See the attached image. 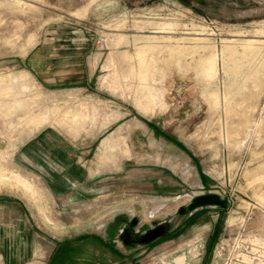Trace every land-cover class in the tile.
Here are the masks:
<instances>
[{
    "label": "rangeland",
    "instance_id": "obj_1",
    "mask_svg": "<svg viewBox=\"0 0 264 264\" xmlns=\"http://www.w3.org/2000/svg\"><path fill=\"white\" fill-rule=\"evenodd\" d=\"M161 25L167 28L159 31ZM54 27L81 29L98 43L103 55L91 80L46 91L24 69L21 57L45 29ZM201 36L203 40H195ZM249 38L259 46L260 56L255 60L244 56L238 74L225 70L222 47L231 44L240 52ZM143 45L147 49L143 58L150 62L148 80L159 95L152 121L137 101L142 90L138 82L142 58L137 51ZM174 45H182L187 54L177 60L167 58ZM209 52L217 53L212 80L204 79L196 62ZM260 58H264V0H0V176L19 173L35 188L34 195L11 182L0 188V197L7 200L0 202L5 203L0 208V264H264V62L259 64ZM254 67L259 75L250 77ZM212 90L219 93L218 104L209 100ZM45 109L51 113L47 123L86 140L85 156L103 154L98 164L104 166L122 156L124 112L127 118H141L148 127L153 124L168 140L165 154H182L183 163L169 173L159 172L160 179L178 180L180 185L152 188L148 174L147 186L145 182L132 186L130 193L115 183L110 194L92 193L89 198L95 199L83 206L60 203L15 157L17 147L37 128L34 113ZM65 113L68 119L63 118ZM162 120L168 124L159 126ZM107 137L111 146L104 145ZM139 151L151 156L155 149ZM150 167L148 171L155 170V165ZM184 174L187 180L181 184ZM196 191L215 192L226 204L179 213L178 207H186ZM150 198L162 203L147 204ZM147 207L153 210L151 216L143 211ZM95 210L100 213L96 219ZM120 216H136L140 232L164 219L170 227L149 243L129 247L119 238ZM92 238L99 245L82 246ZM179 256L184 259L178 261Z\"/></svg>",
    "mask_w": 264,
    "mask_h": 264
},
{
    "label": "crops",
    "instance_id": "obj_2",
    "mask_svg": "<svg viewBox=\"0 0 264 264\" xmlns=\"http://www.w3.org/2000/svg\"><path fill=\"white\" fill-rule=\"evenodd\" d=\"M102 55L98 43L92 37L87 36L83 30L54 27L45 29L42 36L36 39L21 60L24 63V69L43 89L54 91L65 89L57 87H68L80 81L91 80L101 64ZM14 75L12 77H15ZM144 98L145 96L139 91L137 101L143 110ZM47 111L49 110L45 109L41 110V113H34L38 122L37 128L17 147L15 157L17 163L29 167L38 176L45 188L58 197L60 203L83 206L95 199L96 196L89 198L92 193L110 194L113 190H109V187L114 186L115 183L122 190L130 193L132 186L141 183L144 185V182L147 186V180L144 181V179L148 174L151 176L149 186L152 188L159 186L161 189H167L170 188L169 186L172 188L177 184L180 185L178 180L162 181V174H158L159 172L169 173L168 170L175 168L177 163L182 164L183 162L181 153L165 154L168 140L164 135L156 132L153 124L148 127V124L144 123L141 118L137 116L127 118V113L124 112L122 118H124L123 126L126 129L121 136L122 156L117 163L110 160L104 166L98 164V159L103 160L101 159L103 154L85 156V152H89L88 149H84L89 146L86 140H79V137L70 136L55 124L47 123L51 116L50 111L48 113ZM67 117L69 115L65 113L63 118L67 119ZM74 117L76 114L72 115V119ZM147 117L149 121H152L157 115L151 113L147 114ZM166 124L168 123L162 120L158 125ZM108 138L104 139L105 146H111V139ZM140 147L154 148V154L150 156L147 152L142 153L139 151ZM125 150L128 155L124 154ZM114 154H112L113 157ZM183 160L187 162V165L190 164L189 161H185V158ZM154 165L155 170L148 171V168ZM184 175L181 184L187 180V174ZM200 192L202 191L198 193ZM2 201L7 200L1 198L0 202ZM3 204L5 205V203H0V208H3ZM74 246L70 248L73 249ZM92 250L90 248L91 257Z\"/></svg>",
    "mask_w": 264,
    "mask_h": 264
},
{
    "label": "bare ground",
    "instance_id": "obj_3",
    "mask_svg": "<svg viewBox=\"0 0 264 264\" xmlns=\"http://www.w3.org/2000/svg\"><path fill=\"white\" fill-rule=\"evenodd\" d=\"M19 2V1H21V0H16V2ZM20 4V3H19ZM75 11V10H74ZM76 12V11H75ZM79 12V10H77V13ZM77 15V14H76ZM165 25V24H164ZM167 26V25H166ZM166 26H160V29H159V31H163L164 30V28H167ZM166 30V29H165ZM118 32V31H117ZM201 34V33H200ZM165 36V35H164ZM156 38V37H155ZM169 38V37H168ZM197 37H195V40H198V39H202V36H201V38H197ZM205 38V37H204ZM159 39V38H158ZM141 40V39H140ZM203 40V39H202ZM205 40V39H204ZM232 40V39H231ZM147 41V40H146ZM200 41V40H199ZM151 42V41H150ZM255 40L253 39V38H249V39H247V40H244V44H243V48H242V51H240L239 52V50H237L236 49V47H234L233 45H231V44H227V45H223L224 47H222V49H221V55L223 56V57H226V59H224V64H223V67L225 68V70H228V71H230L232 74L233 73H237L238 74V72H239V70L242 68V65L244 66V60H242L243 58H244V56H247V55H250V57L252 56V59H253V57H256L257 55L258 56H260L259 55V53H261V52H259V46L258 47H256L255 45ZM201 45H203V44H201ZM200 45V46H201ZM206 45V44H205ZM241 45V44H240ZM149 46V45H148ZM154 46V45H153ZM182 46V45H181ZM181 46H179V45H174V46H172V47H169V51H168V57L167 58H169L170 60H177L178 58H180V56H182V55H184L186 52V50H184V49H182L183 47H181ZM200 46H198L197 45V47H200ZM139 47V46H138ZM150 47V46H149ZM155 47V46H154ZM202 47V46H201ZM200 47V48H201ZM207 47V46H206ZM214 47V46H213ZM238 47V46H237ZM192 48V47H191ZM203 48H204V46H203ZM190 49V48H189ZM196 49V48H195ZM198 49V48H197ZM202 49V48H201ZM262 49V48H261ZM191 51L192 50H194V49H190ZM189 50V51H190ZM211 50V49H210ZM215 50H216V48H215ZM150 51V50H149ZM23 52H25V51H23ZM145 52H147V49L144 47V45L143 46H141V47H139L138 48V51H137V54L140 56V58H142L141 60H140V68H139V73H138V82H139V87H141V91H140V93H142L143 94V96H145V97H147V99H149V104H145L146 106L144 107V111H148V113L149 114H151V113H153V111L155 110V108H156V106L159 104V98H158V96H156L157 94L154 92V84L152 85L151 84V82L148 80V73H147V67L149 66V64H150V62H146V60L143 58V56H144V53ZM196 53V52H195ZM208 53V52H207ZM210 53V52H209ZM125 54V53H124ZM187 54V53H186ZM130 55V54H129ZM192 55V54H191ZM194 55V54H193ZM206 55V54H205ZM262 55V54H261ZM237 56H240V57H237ZM145 57V56H144ZM129 58V57H128ZM153 59V58H152ZM246 59L247 60H249V56H248V58H245V61H246ZM169 60V61H170ZM253 60H255V58L253 59ZM148 61V60H147ZM260 61H262L261 63L259 62V59H258V62H259V64H261L262 65V63L264 62V58L263 59H261L260 58ZM197 62V67H198V69H199V71L201 72V74L204 76V79H205V77L206 78H211V77H215L216 76V73H217V53L216 52H212V53H210L209 55H206V56H199V59L196 61ZM252 60H251V64H252ZM256 62V61H255ZM174 63H177V62H174ZM181 63V62H180ZM191 63V62H190ZM249 63V62H248ZM170 64V63H169ZM183 64V63H182ZM245 64H246V62H245ZM195 65V64H194ZM152 66V65H151ZM177 66V65H176ZM240 66H241V68H240ZM246 66V65H245ZM255 67H256V65H255ZM255 67L253 68L254 69V72H252L251 73V75H249L250 77L251 76H253L254 74H256V75H254L253 77H257V75H259V73L257 74V72H259L257 69H255ZM194 69V68H193ZM242 70V69H241ZM240 70V71H241ZM121 71V70H120ZM150 71H151V68H150ZM153 71V70H152ZM200 72H199V74H200ZM19 73V72H18ZM151 73V72H150ZM226 73H227V71H226ZM230 73V74H231ZM240 74H242V72L240 73ZM17 75V74H16ZM114 75V74H113ZM118 75V74H117ZM127 75V74H126ZM19 76V75H18ZM134 76V75H133ZM248 76V75H247ZM7 77V76H6ZM119 77V76H118ZM151 77V76H150ZM252 77V78H253ZM19 78V77H18ZM115 78V77H114ZM12 79V78H11ZM20 79V78H19ZM136 79V78H135ZM258 79V78H257ZM4 80V79H3ZM210 80H212V78L210 79ZM262 80V79H261ZM16 81H18L17 80V78H16ZM207 82H208V80H206ZM205 81V83H207ZM102 82V81H101ZM211 82V81H210ZM132 83H133V81H132ZM235 83V82H234ZM244 83V82H243ZM210 84V83H209ZM230 84V83H229ZM206 85V84H205ZM252 85H253V82H252ZM255 85H256V83H255ZM26 86V85H25ZM162 86V85H161ZM3 87V86H2ZM10 87V86H9ZM6 88V87H5ZM239 89V88H238ZM241 89V88H240ZM140 90V89H139ZM67 91V90H66ZM162 91V90H161ZM240 91V90H239ZM17 92V91H16ZM160 92V91H159ZM204 92V91H203ZM223 93V92H222ZM139 94V93H138ZM141 95V94H140ZM204 95V94H203ZM207 95V94H206ZM236 95V94H235ZM247 96V95H246ZM223 97V96H222ZM230 97H231V95H230ZM161 98H163V97H161ZM146 99V98H145ZM206 99V98H205ZM212 100V104H218V102H219V93L215 90V91H213L212 90V92H210V97H209V100ZM229 99V98H228ZM234 99H235V97H234ZM228 101V100H227ZM230 101V100H229ZM141 102V101H140ZM210 102V101H209ZM225 102H226V100H225ZM234 102H236V101H234ZM146 103H148V102H146ZM226 103H228V102H226ZM1 104V103H0ZM162 104V103H161ZM230 104L231 103H229V106H230ZM44 105V104H43ZM56 105H58V104H56ZM163 105V104H162ZM12 106H13V104H12ZM47 106V105H46ZM143 106V105H142ZM227 106V105H226ZM232 106V105H231ZM230 106V107H231ZM225 107V106H224ZM11 108V107H10ZM49 108V107H48ZM212 108V107H211ZM228 108V107H227ZM248 109V108H247ZM86 110V109H85ZM142 110V109H141ZM55 111V110H54ZM53 111V112H54ZM49 111H47V113H48ZM57 112V111H56ZM41 113V112H40ZM39 113V114H40ZM246 113V112H245ZM43 115H44V113H42ZM51 114V113H50ZM55 114V113H54ZM74 115V114H73ZM38 116V115H37ZM66 117V116H65ZM46 118V117H45ZM75 118V117H74ZM38 119H39V117H38ZM68 119V118H67ZM46 120V119H45ZM53 120V119H52ZM82 120V119H81ZM247 120V119H246ZM40 121V120H39ZM241 121V120H240ZM46 122V121H45ZM105 124V123H104ZM79 126H77V128H78ZM128 127V126H127ZM126 132V131H125ZM124 132V133H125ZM233 132V131H232ZM238 132V131H237ZM233 133H235V132H233ZM231 135H233L232 133H231ZM124 136V135H123ZM226 136V135H225ZM226 137H228V135L226 136ZM109 139V138H108ZM229 139H231V138H229ZM232 140H233V138H232ZM241 140V139H240ZM125 143V142H124ZM239 143H240V141H239ZM102 155V154H101ZM175 165V164H174ZM189 171V170H188ZM7 182H11V184L13 183L14 184V186H17L18 188L19 187H23L26 191H29V193L31 194V195H34V192H35V188H34V186L30 183V181L26 178V177H24V176H22L21 174H19V173H16V172H11L8 176H4V174H2L1 176H0V188H2V187H4L5 185L4 184H6ZM12 184V185H13ZM198 191H196V192H192V194L194 195V194H196ZM190 195V194H189ZM159 199H157V198H150L149 199V201L147 202L146 201V203L147 204H149V202L151 203V204H155L157 201H158ZM174 200V199H173ZM159 203H162L160 200H159ZM170 204V203H169ZM86 207V206H85ZM94 207V206H93ZM146 207V206H145ZM145 210H143L144 212L146 211V215H148V216H151L152 214H153V210H149L148 209V207L147 208H144ZM162 211V210H161ZM95 212H96V215H95V217H94V219H96V218H98L99 217V215H100V213H98L96 210H95ZM160 212V211H159ZM156 213V212H155ZM107 216V215H106ZM144 218H146V217H144ZM180 220V219H179ZM192 248V247H191ZM193 249H191V251H192ZM194 251V250H193ZM184 259V257L183 256H179L178 258H177V260L178 261H182ZM176 260V261H177Z\"/></svg>",
    "mask_w": 264,
    "mask_h": 264
},
{
    "label": "water",
    "instance_id": "obj_4",
    "mask_svg": "<svg viewBox=\"0 0 264 264\" xmlns=\"http://www.w3.org/2000/svg\"><path fill=\"white\" fill-rule=\"evenodd\" d=\"M208 204H216L220 206H224L226 204V199L221 198L219 194L215 192H200L196 193L192 196L190 202L187 206H179L177 211L179 213H184L186 210H194L197 207L208 205ZM132 221L129 223V227L125 232L120 233L119 238L122 240L124 244L133 245L135 242L139 244H146L155 238L164 235L169 230L170 224L167 219L161 220L156 224L147 227L145 230L139 232L135 231L133 226L138 223V218L136 216H132ZM130 237H129V236Z\"/></svg>",
    "mask_w": 264,
    "mask_h": 264
},
{
    "label": "flooded vegetation",
    "instance_id": "obj_5",
    "mask_svg": "<svg viewBox=\"0 0 264 264\" xmlns=\"http://www.w3.org/2000/svg\"><path fill=\"white\" fill-rule=\"evenodd\" d=\"M118 221V222H117ZM116 222L117 223H121V224H123V226H122V228H121V230L119 231V236H120V233H122V232H125L126 230H127V228L129 227V223L132 221V218H129V219H126V217H123V216H120V219H118ZM136 226H137V223L133 226V228H134V230L135 231H139L140 232V230L141 229H136ZM129 236V235H128ZM130 237V236H129ZM122 241V240H121ZM96 243L97 245H99V240L97 239V240H95V239H88V240H86V241H83L81 244H82V246L84 245V247H86V246H88L89 245V243ZM124 244V243H123ZM137 244H139L138 242H135L133 245H130V244H124L125 246H129V247H132V246H135V245H137ZM100 249V248H99Z\"/></svg>",
    "mask_w": 264,
    "mask_h": 264
}]
</instances>
